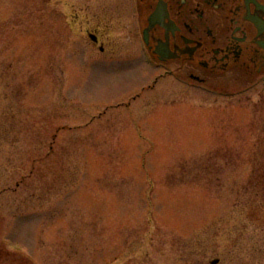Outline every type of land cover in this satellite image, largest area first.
Returning a JSON list of instances; mask_svg holds the SVG:
<instances>
[{
    "label": "rangeland",
    "instance_id": "obj_1",
    "mask_svg": "<svg viewBox=\"0 0 264 264\" xmlns=\"http://www.w3.org/2000/svg\"><path fill=\"white\" fill-rule=\"evenodd\" d=\"M150 59L120 0H0V264H264V75Z\"/></svg>",
    "mask_w": 264,
    "mask_h": 264
},
{
    "label": "flooded vegetation",
    "instance_id": "obj_2",
    "mask_svg": "<svg viewBox=\"0 0 264 264\" xmlns=\"http://www.w3.org/2000/svg\"><path fill=\"white\" fill-rule=\"evenodd\" d=\"M157 66L197 81L264 75V0H120ZM128 9V10H127ZM101 52L99 30H87Z\"/></svg>",
    "mask_w": 264,
    "mask_h": 264
},
{
    "label": "water",
    "instance_id": "obj_3",
    "mask_svg": "<svg viewBox=\"0 0 264 264\" xmlns=\"http://www.w3.org/2000/svg\"><path fill=\"white\" fill-rule=\"evenodd\" d=\"M215 263V262H214Z\"/></svg>",
    "mask_w": 264,
    "mask_h": 264
}]
</instances>
